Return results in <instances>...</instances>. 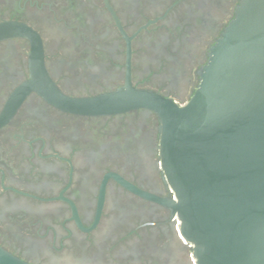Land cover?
<instances>
[{
  "label": "flooded vegetation",
  "instance_id": "flooded-vegetation-1",
  "mask_svg": "<svg viewBox=\"0 0 264 264\" xmlns=\"http://www.w3.org/2000/svg\"><path fill=\"white\" fill-rule=\"evenodd\" d=\"M239 0H0V22L41 38L65 95L131 82L179 104ZM28 38L0 40V247L27 264H195L162 176L159 121L147 108L83 115L35 90Z\"/></svg>",
  "mask_w": 264,
  "mask_h": 264
},
{
  "label": "water",
  "instance_id": "water-1",
  "mask_svg": "<svg viewBox=\"0 0 264 264\" xmlns=\"http://www.w3.org/2000/svg\"><path fill=\"white\" fill-rule=\"evenodd\" d=\"M114 18L126 40L124 83L81 97L63 94L51 80L37 32L0 22V40L21 36L31 44L30 79L11 98L35 90L83 115L153 111L162 176L173 194L161 202L178 218L194 263L264 264V0H239L197 71V87L181 104L132 84L131 37ZM0 264L27 263L0 247Z\"/></svg>",
  "mask_w": 264,
  "mask_h": 264
}]
</instances>
